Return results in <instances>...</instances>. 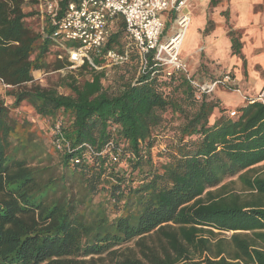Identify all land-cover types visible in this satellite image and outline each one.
Here are the masks:
<instances>
[{"label":"trees","instance_id":"16d2710c","mask_svg":"<svg viewBox=\"0 0 264 264\" xmlns=\"http://www.w3.org/2000/svg\"><path fill=\"white\" fill-rule=\"evenodd\" d=\"M38 2L0 0V264H264V104L231 117L153 55L139 74L122 18L92 63L38 82L71 65L49 61ZM109 49L128 53L113 72ZM24 103L63 121L57 161Z\"/></svg>","mask_w":264,"mask_h":264},{"label":"built area","instance_id":"2783aa9c","mask_svg":"<svg viewBox=\"0 0 264 264\" xmlns=\"http://www.w3.org/2000/svg\"><path fill=\"white\" fill-rule=\"evenodd\" d=\"M37 8L44 28L48 21L53 25V39L59 45L71 62L69 69H76L86 63L93 62L94 53H100L102 46L108 40L111 30L118 19L125 22L129 38L127 47L134 46L139 54V74L145 72L150 55L156 64L163 67L168 74L181 71L186 74L191 84L199 93H210L218 88H225L240 94L244 104L260 102L264 104V86L254 96H246L239 87L233 85L230 71H226L207 83L193 78L188 63L180 56L181 43L191 23V12L188 9L190 0H38ZM168 15L163 18V12ZM167 19H173L176 24L174 33L162 41ZM73 42V45H68ZM62 59L63 56L59 55ZM106 65H118L128 61V53L109 49L104 55ZM10 87L0 79V88ZM238 114L236 108L228 111L234 117ZM46 121L35 116L32 121ZM51 142L58 150H63L65 137L63 121L57 119L49 127Z\"/></svg>","mask_w":264,"mask_h":264},{"label":"crops","instance_id":"0c3cea01","mask_svg":"<svg viewBox=\"0 0 264 264\" xmlns=\"http://www.w3.org/2000/svg\"><path fill=\"white\" fill-rule=\"evenodd\" d=\"M212 1L190 0L188 9L192 17H200L197 27L199 37L201 33L204 38L210 36L219 27L225 41H221L222 36L213 34V38L208 41L206 38L204 41L196 40L192 45L188 41L191 46L184 48L187 30L181 48L183 47V53H187L184 60L188 63L190 74L202 83L218 78H205L206 74L199 69L202 62L200 57L204 54L207 60L203 64H209L210 59L223 68H228L232 72L233 85L239 87L244 95L254 96L264 86V0H215L214 4ZM233 37L239 40V53L233 49ZM193 59L196 60V65L193 64ZM216 93L224 107L231 106L234 109L241 103L244 104L242 96L237 92L221 89ZM234 94L240 98L238 104L231 101ZM218 115L219 112H215L213 119Z\"/></svg>","mask_w":264,"mask_h":264},{"label":"rangeland","instance_id":"374dc122","mask_svg":"<svg viewBox=\"0 0 264 264\" xmlns=\"http://www.w3.org/2000/svg\"><path fill=\"white\" fill-rule=\"evenodd\" d=\"M24 9L27 13H31L32 11L36 10V7L33 6L30 2H28L25 4ZM167 15H168L167 11L163 12V18L164 19L166 18L165 16H167ZM29 17H37V16L31 15ZM31 19L33 20V18H31ZM199 20H200V17H191V23L188 27L189 31H188L187 36H186V40H185L186 44H185L184 48H187V47L189 48V46H191L196 40H198V41L203 40L204 41L206 38V41H208L211 38H213V37H211L213 34L216 36H222L221 41H225V36L223 35V32H221V28H219V27L210 36L208 35L205 38L202 37L203 33H201V35H200L201 39H199L200 38L199 34H198L199 30L197 29ZM35 24H37L40 27L42 25V22H41V20L40 21L37 20ZM175 28H176L175 21L173 19H169V21L166 24V30H165L164 35H163L161 40L164 41V40L168 39L174 33ZM188 41H190L191 45L188 43ZM73 44H74L73 42H68V45H73ZM221 45H222V43H220V47H221ZM220 51H221V49H220ZM186 54L187 53H183V47H182L180 49V56L184 59V56L187 57ZM59 55H62L63 58L66 57V54L63 51V49L59 45L56 44V46L54 47V53H52L48 59L52 63L55 61V59L57 57L60 58ZM200 60L202 61L200 64V67H202V68L199 67V69L202 70L204 72V74L207 75V76L203 75L205 78L206 77L210 78V77H215V76L221 77L223 73H225L226 71H230L228 68H225V67L223 68L221 65L216 64L215 60L208 59L209 64H207V65L203 64V62H205V60H207L206 55H204V54H202V57H200ZM193 64L196 65V60H194V59H193ZM105 66H107V65H105ZM107 69H108V72H111V71L113 72V70H114V68L108 67V66H107ZM68 71H70L69 68H63V69L58 70V71L41 70V71L35 72L36 76H34V77H35L36 81H38V82L41 81V82L49 85L50 83L58 82L59 77L61 75H66L68 73ZM230 73H232V72H230ZM262 75H264V74H262ZM78 77H80V74H78ZM80 79H82V78L80 77ZM199 82H201V81H199ZM107 83H109V81L106 80L105 85H107ZM221 89L227 90L228 92H234V91L225 89L223 87L218 88L217 91L221 90ZM60 91L61 92H68L67 89H65L64 87H60ZM0 92L5 94V89L0 88ZM231 101L233 104H238L240 102V98H239V96L234 94L231 97ZM241 105H242V103H241ZM228 108L233 109V107H231V106ZM12 114H13V116H16L18 119H20V118L21 119H25V118L32 119L36 116L34 110L26 103H24L22 105V107L19 108V110H13ZM213 118H214V116H212V119ZM35 125L37 126L36 128H37L38 134L40 135L39 141H41L42 146L45 147V149L47 151L54 153V155H55L54 160L57 161L58 160L57 154L55 153V150H54L55 148H53V146H52L51 134H50V130H49V127L51 126V121H48V120H46V121L38 120L37 121L36 120ZM228 234H230V233H228Z\"/></svg>","mask_w":264,"mask_h":264},{"label":"bare ground","instance_id":"6f19581e","mask_svg":"<svg viewBox=\"0 0 264 264\" xmlns=\"http://www.w3.org/2000/svg\"><path fill=\"white\" fill-rule=\"evenodd\" d=\"M187 35V34H186ZM184 40H185V36L183 37V40H182V42L181 43H176V48H180L181 49V46H182V44H183V42H184ZM184 45V44H183Z\"/></svg>","mask_w":264,"mask_h":264}]
</instances>
